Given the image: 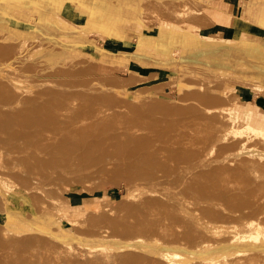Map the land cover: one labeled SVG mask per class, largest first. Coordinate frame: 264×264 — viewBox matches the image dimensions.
<instances>
[{
  "label": "bare ground",
  "instance_id": "obj_1",
  "mask_svg": "<svg viewBox=\"0 0 264 264\" xmlns=\"http://www.w3.org/2000/svg\"><path fill=\"white\" fill-rule=\"evenodd\" d=\"M27 5L44 13L42 23L29 27L12 14L17 10L15 7ZM71 14L83 21H76ZM128 20L116 10L94 9L87 0H0V43L12 41L17 53L13 65L0 71V75H4L0 76V103L24 102L27 94H33L34 86L41 82L40 72L48 67L40 65L41 58L64 60L66 54L74 52L84 42L81 39L93 31L121 38V26L132 23ZM160 36H167L171 42L183 39L167 30H162ZM30 40H45L50 45L47 48L36 46L29 56L27 44ZM145 40L139 39L132 50V59L151 60L148 54L138 51L149 44L148 38ZM194 41L187 38L189 46L183 50V62L232 72L237 77L256 82L255 87L262 92L257 104L254 102L256 105L227 101L222 103V108L229 119L241 121V127L262 135L264 140V111H259L264 107V70L262 76L255 75L264 65V46L240 41L233 44L201 40L200 45L194 47L191 44ZM56 45L62 47L60 52L56 51ZM26 59L33 62L36 73L33 78L25 77L18 70L26 66ZM82 69L95 72V65L93 68L90 64L83 65ZM99 76L93 82L94 91L123 105L138 103L128 94L123 97L128 86L137 80L136 74L131 73L128 81L116 78L114 73ZM27 79L31 80L28 81L30 86L26 85ZM236 95L234 93L235 97L240 94ZM103 105L104 114L115 118L112 121L94 120L87 135L83 133L82 136L76 114L71 120L60 118L56 124L37 128L36 133L23 127L24 137L20 140L14 128L13 131L3 130V134L0 132L2 136L7 135L3 136L5 141L0 138V212L5 215L0 218V264H194L203 257L201 253L208 250L212 253L206 256L222 257L227 261L235 256H240L238 260L255 255L264 257V216L255 217L264 215V174H252L255 169L250 170V163L243 161L240 155L223 160L215 168L207 161L199 160L197 156L208 148L211 139L202 133L215 131L212 122H207L211 127L201 128V123L193 116L177 114L180 118H188L178 121H184L182 127L178 123L167 126L173 127L171 143L167 145L165 138L147 144V135L153 133L151 128L146 130L148 122L143 124L148 125L146 129H140L132 117L119 120L116 118L118 113L113 112L109 104ZM139 105H150L158 113L172 106L162 99L142 101ZM208 109L213 111L211 107ZM198 110L205 112L203 106ZM75 132L78 139L73 140L70 136ZM193 147L201 150L195 153V158L183 163L177 160V156H187L186 149ZM182 149L186 151L177 152ZM91 150L101 154L99 169L93 167L88 156ZM236 162L238 166L234 165ZM123 173L129 180L128 193L105 206L87 203L83 209L87 213L83 215L74 206L76 199L65 193L75 182L89 188L99 177L105 180ZM247 179L249 185L243 186ZM134 203L137 206L133 209ZM260 204H263V214L259 213ZM129 209L138 213L139 216H134L138 221L127 213V210L131 211ZM44 211H54L74 225L80 241L64 242L43 232L46 224L39 221L34 212ZM103 214H106V222H115L120 229L113 232L105 224L89 223V217L99 218ZM231 217L236 221L229 237L216 238V234L218 237L226 234L223 229L232 223ZM248 218L256 221L247 224L244 219ZM126 219L134 227L130 224L128 227ZM124 222L132 231L124 228ZM199 228L204 231L203 237L197 232ZM205 239L210 243L205 244ZM208 246L213 248L208 249ZM218 246L226 249L216 250L214 247Z\"/></svg>",
  "mask_w": 264,
  "mask_h": 264
},
{
  "label": "rangeland",
  "instance_id": "obj_2",
  "mask_svg": "<svg viewBox=\"0 0 264 264\" xmlns=\"http://www.w3.org/2000/svg\"><path fill=\"white\" fill-rule=\"evenodd\" d=\"M132 1L136 8L137 6H141L139 3L140 0ZM15 8L17 10L12 12V14L23 20L27 26L32 27L36 23L43 22L44 13L40 10L28 5L24 7L18 6ZM161 15L162 13L158 12L151 13V15L149 14L148 18L145 17L146 25L161 22ZM71 17H73L76 21H83L80 20L79 17H76L75 14H71ZM177 21H179L177 22L178 24H183L182 20ZM70 23L74 25V23ZM132 24L133 23L130 25L127 24L125 28V32L128 34L126 38L128 39L127 43L129 45L123 50L122 48H119L118 45L113 47L111 46V48L108 49V43L111 41L117 42L119 40H123L124 37L120 38L119 35H117L119 38L109 37V34H101L98 31H93L89 33V36H84V38L81 39L84 42L81 43L74 52L67 53L64 60L61 58L58 60H46L45 58H41L40 65H47L48 67L40 72L41 77L39 80L41 82L40 84L34 86L33 94H27V100L24 102L14 101L0 103V132L3 130L6 132L9 129L12 130V128H14L16 129L15 131L18 132V138L20 137L18 140H20L24 137L23 127L30 128L34 133H36L35 130L37 128L40 129L44 125H48L50 123L56 124L60 118H67L71 120L75 117L74 114H76L78 115V120L81 123L80 131H82L83 136V133L86 134V131H89V127L92 123H94V120L112 121L115 118L113 116H106L103 112V104H109L112 107V111L118 113L116 118L119 120H128L129 117H132L133 120L137 121L140 129H146L149 125L146 130L151 128L153 133L147 135L145 139L147 144L155 142L158 139L164 140L166 138V144L168 145L172 141V135L170 132L173 127L167 128V126L171 123H178L179 126L182 127L184 121L182 120L181 123L178 121L188 117L184 116L183 118H180L177 114H187L190 115V117L193 116L196 121L200 122L201 128L212 126L207 122H212L214 124L213 127L215 128V131L213 133H202L204 136L210 137L211 139L208 142V148H206L201 155L197 156L199 160L203 162L207 161L209 165L215 168L217 164L222 163L223 160L240 155L242 156L241 159H243V161H248V163H250V170L255 169V171L251 172L252 174L255 176L264 174V156L262 155L264 140L262 135L252 132L247 127H241V121L239 120L229 119L227 115H224L222 108V103L227 101L228 103L232 102L243 104L251 102L253 104H257L262 92L257 90L255 87L257 86L256 82L253 83L254 81L252 79L245 77H237L232 72H220L213 69L209 70L206 66L202 67L195 63L183 62L181 54L182 47L179 44H175L170 47L171 50L167 53L168 55H166L165 58H162L159 63H153L152 61L139 62V60H134L131 57L132 50L135 49L138 44L137 38H139L140 35H152L159 37V30L148 27L138 30L135 26L136 24ZM200 33L208 36L215 35L211 29H202ZM217 36L224 37L221 33H217ZM242 36V34L238 33L235 38ZM102 40H104V44ZM1 41L2 40L0 39V42ZM9 41L6 43H0V71L5 70V66L7 68L9 65H13V58L17 55L16 50L12 45V41ZM40 45H42L43 48H47L50 45V42L45 40H30L27 44V53L29 56L32 55L36 46ZM55 48L57 52L62 50V47L59 45H56ZM129 51H131V53H129ZM120 52L127 54L129 57L127 63L131 62L132 66L134 64L135 66H143V69L147 68V72L160 70L161 74L155 72L149 75H143L144 73L140 75L137 71L134 72V70H130V67L127 66V64L117 62L121 59L118 57L119 55L117 56ZM68 60H70V62L66 64V61ZM25 62L26 66L18 70H20L19 72L25 74V77L28 76L29 78H33L32 76L36 74L34 68L32 67L33 62L27 61V59ZM89 64L92 68L95 65V72L83 71L82 66ZM54 66L55 69L53 70ZM150 67L153 69L150 70ZM260 67L262 69L256 70L255 73L258 77L262 76L264 70V65ZM10 69L13 70L12 67ZM103 73H114L116 78L125 79L127 81L130 79L131 73L136 74L138 76L137 80L134 84L128 86L127 92L124 93L123 97L126 98V94H128L131 99L138 103L133 106L123 105L120 101L113 100L106 94H99L94 91L92 89L93 82ZM0 76L4 75L1 73ZM28 81L31 80L27 79L26 85H29ZM138 89L139 91H137ZM129 90H136V92H130ZM234 93L235 95H240H236L238 97H235ZM231 94L235 97H233L234 99L231 98ZM157 99L167 101L168 103H171L172 106H170L168 110H163L162 113H158V110L151 108L150 105H139L142 101H153ZM199 106H203L205 108V112L199 111ZM209 107L212 108V112L208 111ZM260 110L264 111V107L263 109H259V111ZM144 121L148 122V125H143L145 123ZM173 132L176 131L173 130ZM3 133L4 131L2 134ZM17 134L14 135L17 136ZM77 135V132H75L74 135H71L70 137L73 140L74 138L78 139ZM1 136L2 135H0V138L2 140L5 139L4 137H7V135H3L4 137ZM18 144H20V142ZM8 149L7 151H11ZM186 150L189 152L187 156H177V160L179 162L183 163L185 160H192L196 157L195 153L201 151H198L197 148L194 147ZM186 150L182 149L177 152L181 153ZM89 152L91 155L89 154L88 156L94 164L93 167L96 166L99 169L101 167L99 164V162H101L99 161V157L101 155L100 152H97L96 154L94 153V150ZM7 154L10 153L7 152ZM8 157L11 158V156ZM234 165L238 166V163ZM120 175L122 174H117L114 177L109 176L105 180L100 179L101 177H99L92 185H88L89 188L87 185L85 188L83 183L81 185L79 182H75V184L70 185L68 189L65 190V193L76 199L74 206L80 211L79 214L83 215L84 213H87L83 210L84 205L87 203H101L102 206H105L128 193L127 183L129 180H126L128 177L124 173L122 177ZM245 184L249 185L248 179L243 186H245ZM253 186L255 187V185ZM248 199L249 196L246 200ZM262 205L259 207L260 214H263L261 213V207H263ZM134 206L136 207L137 205L134 203L131 208ZM128 212L131 217L139 216L138 213H134L133 210H127V213ZM34 214L39 221L46 224V226H43L42 228L43 232H48L56 239L64 242L70 241L77 243L80 241L77 228L70 224L67 220L59 217L58 213L54 211H44L34 212ZM203 214H206V212ZM105 215L106 214H103L99 218L89 217V223L93 222L96 224H105V227L113 232L119 230L120 226L117 223L106 222ZM4 216L5 215L0 212V218ZM262 216L264 215H256L255 217L261 218ZM134 218L131 219L134 221ZM249 218L244 219V222L246 221L248 224V222L256 221L255 218H253V220H250ZM127 219L125 221H127L128 225L124 222V228H128L131 222L130 220V222H128ZM135 220H137V218ZM230 221H232V223H228L224 227L226 230L223 229L226 234L222 233V236L219 237L216 234V238L229 237L232 225L236 221V218L231 217ZM136 223L138 224V222ZM126 225L128 227H126ZM136 226L137 225L135 224V227ZM132 227L134 226L131 225V228ZM124 230L127 231V229ZM128 231L130 232L132 230L128 228ZM197 232L200 237L204 236V231L202 229H197ZM205 240V244L210 243L209 239ZM208 247V249L213 248L211 246ZM214 248L216 250L226 249L225 246H218ZM210 253H212L211 250L201 253L203 257L200 258L199 262H195L194 264H264V257L259 255L249 258L247 257L242 260H238L240 256H235L227 261L222 257L211 258L206 256ZM211 259H213V261H211Z\"/></svg>",
  "mask_w": 264,
  "mask_h": 264
},
{
  "label": "crops",
  "instance_id": "obj_3",
  "mask_svg": "<svg viewBox=\"0 0 264 264\" xmlns=\"http://www.w3.org/2000/svg\"><path fill=\"white\" fill-rule=\"evenodd\" d=\"M87 2L94 9L116 10L126 21L130 19L132 25L136 24L138 30L144 27L158 29L159 37L140 35L137 38L138 42L140 38L144 40L148 38L149 44L141 46L138 51L140 54H148L152 62H160L175 44L181 45L182 60H184L183 50L189 46L187 38L195 40L191 43L194 47H198L201 40L228 41L233 44L240 41L264 46V0H140L141 8L139 6L136 8L132 0H87ZM155 12L162 13L161 22L146 25L145 17L148 18L149 14ZM177 20H182L183 24H178ZM127 24L121 26L123 41L109 42L108 49L118 45L123 50L128 46L126 38L128 34L125 32ZM202 29H211L215 35H203L200 33ZM162 30L170 31L183 39L171 42L167 36L161 38ZM217 33L223 34L224 37L217 36ZM238 33L243 36L235 38ZM102 41L104 44V40ZM117 56L121 58L117 62L127 64L130 70L137 71L140 75L155 72L161 74L160 70L147 72V68L143 69V66H135V64L132 66L131 62L127 63L129 57L123 52L118 53ZM152 69L150 67V70Z\"/></svg>",
  "mask_w": 264,
  "mask_h": 264
}]
</instances>
